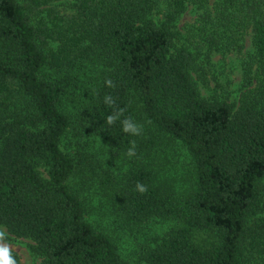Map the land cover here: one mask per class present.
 <instances>
[{"label":"trees","instance_id":"16d2710c","mask_svg":"<svg viewBox=\"0 0 264 264\" xmlns=\"http://www.w3.org/2000/svg\"><path fill=\"white\" fill-rule=\"evenodd\" d=\"M97 139L121 228L175 223L134 261L72 185ZM165 142L190 159L179 190L153 165ZM0 229L40 264H264V0H0Z\"/></svg>","mask_w":264,"mask_h":264},{"label":"rangeland","instance_id":"374dc122","mask_svg":"<svg viewBox=\"0 0 264 264\" xmlns=\"http://www.w3.org/2000/svg\"><path fill=\"white\" fill-rule=\"evenodd\" d=\"M66 1L71 2V0ZM220 67L229 76L232 83L239 81V68L235 59L227 58L220 61ZM233 89L234 85L231 84L230 90ZM162 147L155 148L151 155L155 171L161 179L160 184L170 186L169 181L173 180L176 183V190H179L182 179L187 176L190 169L188 153L178 143L165 142ZM73 155L78 159L77 164L80 166L72 185L77 187L80 183H84L80 184L83 188L81 192L85 197H88L89 201L92 198V202L87 204V220L98 230L106 232L117 243L122 257L130 261L136 260L138 251L143 245L148 244L152 237L161 236L170 228L175 227V223L172 221H153L135 228L133 231L122 229L120 221H117V209L110 200L108 190L103 189L99 184V175L104 168L109 169L114 176H117V161H113L114 154L109 152L102 140L97 139L92 147L80 148L78 153L74 150ZM82 160L87 163V168L83 166ZM98 166L102 167L101 170H98ZM79 195L81 197V194ZM0 231L6 234L5 229H0ZM31 244L32 242L28 239L14 237H11L7 242L0 241V245H7L12 252L18 255L20 264H40V259L32 256L29 252Z\"/></svg>","mask_w":264,"mask_h":264},{"label":"clouds","instance_id":"9594fccd","mask_svg":"<svg viewBox=\"0 0 264 264\" xmlns=\"http://www.w3.org/2000/svg\"><path fill=\"white\" fill-rule=\"evenodd\" d=\"M106 84L109 87L112 86L111 81H106ZM104 103L111 106L114 104V101L112 100L111 96H106L104 98ZM122 115H123V110H117L113 115H109L107 117V121H106L107 124L108 125L114 124L116 121L120 120V117ZM122 131L124 133H128V134H131L133 136H139V135H141L143 128L141 125L137 124L133 119L128 118V119H124L122 121ZM127 154L130 157L135 155L134 145L132 148L129 149ZM137 190L140 193H144V192H146L147 189L144 185L138 184ZM3 235L4 234L2 232H0V238H2ZM0 264H17L16 259L12 255L11 250L7 245H0Z\"/></svg>","mask_w":264,"mask_h":264}]
</instances>
